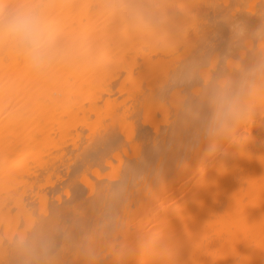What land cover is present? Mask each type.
Here are the masks:
<instances>
[{
  "label": "bare ground",
  "instance_id": "bare-ground-1",
  "mask_svg": "<svg viewBox=\"0 0 264 264\" xmlns=\"http://www.w3.org/2000/svg\"><path fill=\"white\" fill-rule=\"evenodd\" d=\"M192 4L200 30L189 34L183 59L215 58L220 70L226 61L247 63L246 50L233 43L231 22L256 29L264 22L260 0ZM210 17L228 30L225 53ZM67 24L88 28L90 21L75 14ZM170 71L167 64L154 66L129 54L125 65L108 71H62L40 80L22 60L0 53V264H15L5 255L12 236L30 232L33 224L53 226L49 213L56 204L88 209L90 227L89 199L133 171L144 181L130 190L125 238L164 226L178 264H264V113L258 108L251 124L239 130L243 144L223 140L209 154L199 125L174 106ZM198 87L193 83L180 94L193 103ZM74 235L78 239L81 232ZM61 258L63 264H82L71 251ZM99 264L115 261L107 255Z\"/></svg>",
  "mask_w": 264,
  "mask_h": 264
},
{
  "label": "clouds",
  "instance_id": "clouds-1",
  "mask_svg": "<svg viewBox=\"0 0 264 264\" xmlns=\"http://www.w3.org/2000/svg\"><path fill=\"white\" fill-rule=\"evenodd\" d=\"M260 3L264 17V0ZM253 7L249 4L248 10ZM75 14H85L90 26H69L67 18ZM199 30L192 0H0V53L22 60L37 79L49 80L62 71H108L125 65L129 54L154 66L167 64L176 89L174 106L199 125L213 154L223 140L243 144L246 136L239 130L251 124L258 108L264 113V22L251 31L241 21L231 22L233 43L246 50L248 62L226 61V70L215 58L183 59L189 34ZM193 83L199 87L197 100L190 103L180 90ZM143 181L133 171L101 186L89 199L90 227L88 209L56 204L49 213L53 226L33 224L30 232L15 234L5 255L15 264H63L61 254L68 251L82 264H99L107 255L115 264L133 258L139 264H178L176 245L164 226L138 229L131 240L123 236L129 229L124 209L130 190Z\"/></svg>",
  "mask_w": 264,
  "mask_h": 264
},
{
  "label": "rangeland",
  "instance_id": "rangeland-1",
  "mask_svg": "<svg viewBox=\"0 0 264 264\" xmlns=\"http://www.w3.org/2000/svg\"><path fill=\"white\" fill-rule=\"evenodd\" d=\"M210 18H211V17H210ZM210 18H209V19H210ZM209 19H208V20H209ZM208 20H207V22H208ZM210 21H212V22H211L212 25L210 24ZM213 22H214V24H213ZM221 22H222V21H221ZM221 22L219 23V22L217 21V22L215 23V21H213L212 18L209 20V24L212 26V27L210 26V27H211L210 29H212L211 31L213 32V34L215 33L214 35H216L217 37L221 36V38H222V39H221V43H220L219 39H218V40L216 39V41H219V45H218V43H217L218 48H220L221 53H222V50H223V53H225L224 51L226 50V52H227V45H228V44H226V42H227L226 40H227V39H225V35L228 33V30H227V32H226V30H225L226 27H225L224 23L221 24ZM207 24H208V23H207ZM217 27H218V28H217ZM221 31H222V32H221ZM223 32L225 33V35H223V34H224ZM222 35H223L224 37H222ZM217 37H216V38H217ZM226 37H227V36H226ZM223 38H224V41H223ZM215 43H216V42H215ZM219 46H221V47H219ZM225 46H226V47H225ZM222 47H223L224 49H223ZM87 131H88V130H87ZM85 133H86V130H85ZM85 133H84V134H85ZM87 133H88V132H87ZM87 133H86V134H87ZM120 137H121V136H120ZM121 138H122V137H121ZM121 138H120V140H121ZM81 142H84V141H78L77 144L80 146V145H82V144H80ZM83 145H84V144H83ZM83 145H82V147H80V148H83ZM79 146H78V147H79ZM91 148H94V147H93V146H90V147L87 148V149H89V151H92ZM68 149H69V147H68ZM78 149H79V148H78ZM87 149H86L85 151H87ZM97 149L99 150V147H97ZM76 150H77V148H76ZM81 150H82V149H81ZM93 150H94V149H93ZM89 151H88V152H89ZM84 154H85V153H84ZM87 154H88V153H87ZM89 154H90V153H89ZM91 154H94V152H91ZM91 154H90V155H91ZM91 156H93V155H91ZM91 156H89V157L92 158ZM74 168L77 170L79 167H78V168L74 167ZM72 169H73V167L71 168V172H72L73 174H78V173H79V169H78V172H76V170L74 171V170H72ZM64 196H65V198H67V197H66V194H64Z\"/></svg>",
  "mask_w": 264,
  "mask_h": 264
}]
</instances>
